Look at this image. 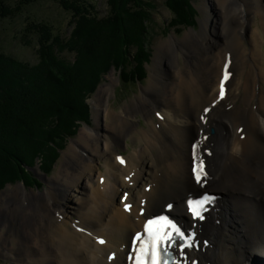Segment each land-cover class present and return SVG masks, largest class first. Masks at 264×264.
<instances>
[{
    "label": "bare ground",
    "instance_id": "1",
    "mask_svg": "<svg viewBox=\"0 0 264 264\" xmlns=\"http://www.w3.org/2000/svg\"><path fill=\"white\" fill-rule=\"evenodd\" d=\"M213 1L219 28L208 30L207 18L199 34L186 32L159 45L155 74L141 93L119 111L106 105V131L82 127L47 189L35 193L20 183L1 194L0 256L20 264H133V234L148 216L167 211L194 237L184 255L174 248L176 261L264 264V72L256 65L262 66L263 58L254 36L249 47L243 40L249 19L258 17L264 41V5L262 0ZM179 50L184 61L176 65ZM165 57L174 65L168 76L161 71ZM225 71L230 76L220 98ZM105 85L98 104L112 92L111 83ZM138 113L147 127L137 128ZM129 136L141 146L126 157L116 153L119 139ZM193 144L207 172L200 182L191 171ZM205 190L220 197L197 219L188 202Z\"/></svg>",
    "mask_w": 264,
    "mask_h": 264
},
{
    "label": "rangeland",
    "instance_id": "2",
    "mask_svg": "<svg viewBox=\"0 0 264 264\" xmlns=\"http://www.w3.org/2000/svg\"><path fill=\"white\" fill-rule=\"evenodd\" d=\"M125 1L128 3L127 8L129 10L132 7L134 8V4L138 2V0ZM151 1L155 8L152 9V19L149 22V38L146 47L150 53L148 61L144 63V67L146 68L145 77L141 78L137 73L128 74L130 70L135 72L137 62H134V60L129 61L123 68L112 65L102 75L96 90L91 95L85 97L84 103L86 104L87 111H89L88 122L80 121L78 126L74 127L71 134L64 135L60 139L59 146L54 143H49V148L44 149L48 157L53 154L54 150H57L58 153L55 162L46 168V161L44 159L42 160L43 157H38L35 163L30 164L29 168H27L28 172L25 178L22 177L11 182H0V196L6 190H13L14 186L20 183L25 184L28 190H34L35 193H40L47 189L50 186L49 179L58 173L57 170L60 168L62 161L67 160L65 154L68 153L69 147L73 145L75 147L73 141L79 137L82 127H99L97 129L100 132L106 131L105 126L109 122V119L105 116V107L108 106L111 110L119 111L121 108L127 105L129 106L132 100L141 93L148 81L155 74L152 66L159 45L171 37L180 40L186 32L199 34L203 26V21L207 18L210 19L207 26L208 30L213 29V26L214 28L218 27L215 24V19L218 18V10H216V3L213 0H191L196 10L194 23L177 27L172 26L175 15L165 5V0ZM4 2L5 4L0 10V102L5 94L8 93L6 91L23 89L21 88V83L25 82V75H27V78H31L35 84L34 89L32 88L33 86L27 87L29 97L22 103V106H20L17 112L21 118L23 116L33 115L40 109L44 112L51 109L52 105L41 94L40 90L46 94L49 92L48 85L50 86L49 89H52V82H47L50 76L52 78L50 72L53 65L61 66L63 69L72 67L77 59L78 49L84 45L90 35L95 32L99 33L101 52H107L111 57L116 53L120 36L114 34L116 24L107 14L109 0H90V2L95 4L98 14L96 11L90 10L88 3L85 4V8L84 6L81 7V3L78 0H33L31 3L29 1L30 4L26 3V0H4ZM261 3L264 5V0ZM204 6L206 9H204ZM218 20L220 22V19ZM259 25L258 17L254 19L250 18L243 40L244 44L249 47L251 44V36L256 38L258 50L261 51L263 58V60L261 58L263 61L262 66L258 63L256 65L259 71L264 72V41L261 42L259 40V32L257 29ZM214 38L216 43L219 44L218 36H214ZM130 52L131 56H133L135 49L131 48ZM183 61L184 57L181 50H179L178 58L175 57V64H182ZM173 66H171L168 58L165 57L161 65V71L167 76L171 75ZM13 68H15V72ZM135 77H137L135 79L136 82L133 81ZM124 79L125 81L126 79L131 81L124 82ZM108 82L112 85V92L109 97L100 101V105L98 104V91L102 86L106 87L105 83ZM97 110H100L99 113H97ZM47 115L49 117L44 119L42 129L44 137L48 136L50 128L56 119L55 114L52 112H48ZM134 120L137 128L141 129L148 126L147 119L141 113H138ZM94 131L96 130L94 129ZM118 142L122 143L116 145L115 152L125 157L127 154L134 152V148L141 146V142L138 139L133 140L131 136L123 140L119 139ZM88 157L94 160L90 154H88ZM105 158L106 160L108 159L107 157ZM104 162V159L100 162L102 170L105 169ZM89 164L95 167L98 163L94 160L93 163L89 162ZM97 173H99L98 169L92 174V181H95L98 175ZM129 179V176H127L126 181H129ZM82 181L83 184L84 182L87 183L85 178ZM85 191L86 188L82 192L84 197L86 195ZM205 191L214 192L211 190ZM89 192L88 189L87 195H89ZM71 202H75V198L74 200L72 198ZM3 204L4 201H0V212H3ZM64 208L66 209L67 207ZM0 218H5L4 213L0 214ZM0 264H20V262L8 255L7 257L0 256Z\"/></svg>",
    "mask_w": 264,
    "mask_h": 264
},
{
    "label": "trees",
    "instance_id": "3",
    "mask_svg": "<svg viewBox=\"0 0 264 264\" xmlns=\"http://www.w3.org/2000/svg\"><path fill=\"white\" fill-rule=\"evenodd\" d=\"M29 1L31 3L33 0H26V3L30 4ZM78 1L84 8L88 3L90 10L97 13L95 4L90 0ZM108 3L107 14L116 24L114 34L120 36L113 57L107 52H101L100 35L95 32L78 49L77 59L72 67L63 69L61 66L53 65L50 72L52 78L50 76L47 82H52V89L50 90L48 85L49 92L46 94L40 90L52 105L47 112L40 109L33 115L22 118L18 116V109L29 97L27 89L32 86L34 89L35 85L31 78L26 77L27 75L24 76L25 82L21 83L22 90L6 91L8 93L0 102V182L25 178L27 168L35 163L38 157H43L42 160L46 161V168L55 162L57 150L48 157L44 149L49 148V143L59 146L60 139L64 135L71 134L80 121L88 122L89 111L84 103L85 97L96 90L102 75L112 65L123 68L129 61L134 60L137 62L135 72L130 70L128 74L137 73L139 77H145L144 63L148 61L150 53L146 47L149 38V22L152 19V9L155 7L151 0H138L134 8L132 7V11L127 8L128 3L125 0H109ZM4 4V0H0V10ZM165 5L175 15L172 26L194 23L196 10L191 0H165ZM131 48L135 49L133 56H131ZM13 70L15 72V68ZM136 78H133V81ZM127 81L131 80L124 79V82ZM48 112L54 113L56 119L48 136L44 137L42 129L44 119L49 117Z\"/></svg>",
    "mask_w": 264,
    "mask_h": 264
},
{
    "label": "snow or ice",
    "instance_id": "4",
    "mask_svg": "<svg viewBox=\"0 0 264 264\" xmlns=\"http://www.w3.org/2000/svg\"><path fill=\"white\" fill-rule=\"evenodd\" d=\"M227 67V66H225ZM230 73L225 71L219 82V97L225 95V81L229 79ZM207 113L209 109H204ZM159 116V113H157ZM201 119H204L201 117ZM193 166L192 173L197 182L207 177L205 164L203 159L196 155L197 145L193 144ZM120 164L125 161L121 157L116 158ZM127 179V177H126ZM208 202V198L204 197L200 200H190L188 202V211L191 212L194 218L203 219L202 212L204 205ZM130 205L125 204V209H130ZM171 208V205H168ZM144 233L146 237L141 239L142 234L137 232L132 240L135 245L139 241V247L135 249V264H185L184 261H173L170 255L172 248H177L181 255H184L185 248L194 246V237L192 234L183 230L176 222L167 215H158L148 219L144 224ZM101 244L104 240L99 241ZM131 259V256L129 257Z\"/></svg>",
    "mask_w": 264,
    "mask_h": 264
}]
</instances>
